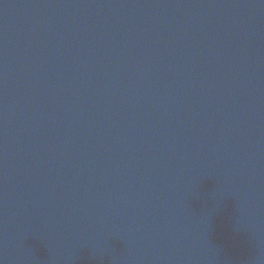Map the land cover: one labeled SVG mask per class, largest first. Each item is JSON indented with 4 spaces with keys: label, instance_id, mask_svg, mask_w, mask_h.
<instances>
[{
    "label": "water",
    "instance_id": "water-1",
    "mask_svg": "<svg viewBox=\"0 0 264 264\" xmlns=\"http://www.w3.org/2000/svg\"><path fill=\"white\" fill-rule=\"evenodd\" d=\"M0 264H264V0H0Z\"/></svg>",
    "mask_w": 264,
    "mask_h": 264
}]
</instances>
